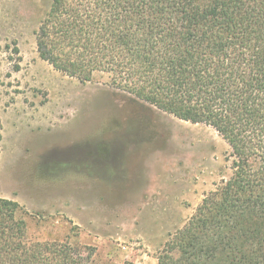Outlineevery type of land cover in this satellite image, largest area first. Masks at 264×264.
<instances>
[{
	"label": "rangeland",
	"instance_id": "1",
	"mask_svg": "<svg viewBox=\"0 0 264 264\" xmlns=\"http://www.w3.org/2000/svg\"><path fill=\"white\" fill-rule=\"evenodd\" d=\"M52 0H0V197L24 205L32 241L93 264H158L173 234L232 174L212 126L56 70L37 50Z\"/></svg>",
	"mask_w": 264,
	"mask_h": 264
},
{
	"label": "trees",
	"instance_id": "2",
	"mask_svg": "<svg viewBox=\"0 0 264 264\" xmlns=\"http://www.w3.org/2000/svg\"><path fill=\"white\" fill-rule=\"evenodd\" d=\"M36 43L56 70L82 82L108 73L113 86L214 127L230 145L231 176L158 264H264V0H52ZM24 213L0 197V264H93L67 242L30 240Z\"/></svg>",
	"mask_w": 264,
	"mask_h": 264
}]
</instances>
